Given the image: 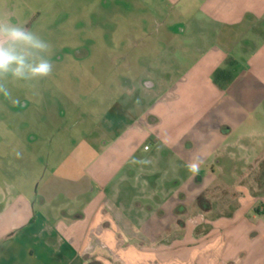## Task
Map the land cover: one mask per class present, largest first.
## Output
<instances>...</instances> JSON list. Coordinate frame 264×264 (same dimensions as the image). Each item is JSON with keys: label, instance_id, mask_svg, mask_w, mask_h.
Masks as SVG:
<instances>
[{"label": "crops", "instance_id": "obj_1", "mask_svg": "<svg viewBox=\"0 0 264 264\" xmlns=\"http://www.w3.org/2000/svg\"><path fill=\"white\" fill-rule=\"evenodd\" d=\"M117 1L127 35L134 26L142 43H167L155 57L188 65L175 81L162 69L164 85L126 78L93 158L80 168L62 145L35 192L0 200V264H264V190L241 181L264 171V130L252 126L264 115V0ZM220 69L229 78L217 83ZM208 154L235 205L192 218L201 189L188 202L151 164L177 161L191 193L187 165Z\"/></svg>", "mask_w": 264, "mask_h": 264}, {"label": "rangeland", "instance_id": "obj_2", "mask_svg": "<svg viewBox=\"0 0 264 264\" xmlns=\"http://www.w3.org/2000/svg\"><path fill=\"white\" fill-rule=\"evenodd\" d=\"M118 2L3 0V6L14 14V21L24 23L50 43L54 69L50 77L31 89L14 86L12 94L18 103L0 100V200L14 191L24 193L31 188L35 192L41 176L55 160L56 149L62 145L67 158L76 153L80 168L93 158L94 149L104 138V109L108 101L118 102L122 98L126 78L135 85L138 81L140 87L151 82L164 85L167 81L166 75L160 73L162 69L172 68L175 81L188 65L184 59L155 57L159 47L167 43H142L134 26L127 27V35L123 25L126 18ZM126 54L131 55L127 58L129 65L124 58ZM252 123L255 130H264V115L254 116ZM208 155V159L199 163V171L191 172L195 177L191 193L187 185L179 184L183 183L179 177L183 171L178 169L177 161L151 164L152 172L179 181L173 187L185 193L188 202L201 189L203 200L198 197L185 209L192 218L200 215L203 206H218L219 213L226 214L227 207L235 205L230 201L235 187L226 188L218 183L219 164L214 162V156ZM199 177L201 182L196 184ZM241 181L244 186L253 183L250 187L253 193L261 192L264 171H253Z\"/></svg>", "mask_w": 264, "mask_h": 264}, {"label": "clouds", "instance_id": "obj_3", "mask_svg": "<svg viewBox=\"0 0 264 264\" xmlns=\"http://www.w3.org/2000/svg\"><path fill=\"white\" fill-rule=\"evenodd\" d=\"M13 15L0 0V100L18 103L13 87L31 89L52 75L54 64L50 43L24 23L14 21ZM199 166L198 160L187 165L193 174Z\"/></svg>", "mask_w": 264, "mask_h": 264}, {"label": "trees", "instance_id": "obj_4", "mask_svg": "<svg viewBox=\"0 0 264 264\" xmlns=\"http://www.w3.org/2000/svg\"><path fill=\"white\" fill-rule=\"evenodd\" d=\"M229 64L230 63L227 61L226 66H229ZM228 78L229 74H227L224 69H220L214 74V80L217 83H219L221 80H227Z\"/></svg>", "mask_w": 264, "mask_h": 264}, {"label": "built area", "instance_id": "obj_5", "mask_svg": "<svg viewBox=\"0 0 264 264\" xmlns=\"http://www.w3.org/2000/svg\"><path fill=\"white\" fill-rule=\"evenodd\" d=\"M149 149V147L147 146V147H145V150H148Z\"/></svg>", "mask_w": 264, "mask_h": 264}]
</instances>
